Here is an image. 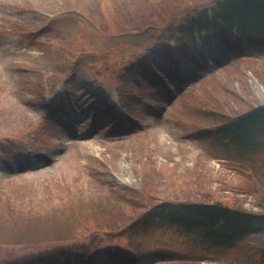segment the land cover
I'll return each mask as SVG.
<instances>
[{"label":"rangeland","instance_id":"1","mask_svg":"<svg viewBox=\"0 0 264 264\" xmlns=\"http://www.w3.org/2000/svg\"><path fill=\"white\" fill-rule=\"evenodd\" d=\"M193 1L201 0H0V264L241 262L242 250L216 259L156 219L106 227L112 214L114 225L127 222L112 193L138 192L142 203L127 208L134 216L165 198L260 211L248 190L256 174L226 168L231 157L214 144L205 111L264 104V48L232 50L233 31L194 29L187 40L108 50L134 42L107 34L110 26L159 21ZM52 113L74 121L78 135L66 138Z\"/></svg>","mask_w":264,"mask_h":264},{"label":"trees","instance_id":"2","mask_svg":"<svg viewBox=\"0 0 264 264\" xmlns=\"http://www.w3.org/2000/svg\"><path fill=\"white\" fill-rule=\"evenodd\" d=\"M186 6L176 11V13L174 11L168 12L161 19L154 17L159 21L140 23L139 21L129 20L127 24L110 26L107 34H111L117 39L131 36L134 42L130 44L124 42L110 47L108 50H125L126 44L129 47H135L151 38L166 37L176 24L179 25L181 33L190 32V29L187 28L188 24L190 22L200 23L206 21V12L209 8L212 9V18L215 21L223 22L227 28L235 26L239 33L249 39L260 42L264 40V0H201L200 2L193 1ZM155 13V10H151L150 14L157 16ZM195 15L197 17H194ZM245 114L252 119L259 118L264 126V105H251ZM205 115H211L212 121L228 116L222 114L220 110L217 112L212 111L209 114H206L205 111ZM247 134L246 141L240 142L238 145L233 144L231 150L228 146L229 142L219 138L218 143L224 145L226 154L232 158L229 166L233 168L237 175L243 177L244 174L248 176L256 174L259 185L253 187L252 190H248L254 193L255 204L260 210V214L258 213L259 220H255L264 222V127L258 131H248ZM214 142L218 144L216 141ZM97 192L94 189L89 191L90 195H85L86 199L90 200ZM112 192L114 191L110 193ZM111 198L126 207L125 213H120L119 216L120 219L126 218L127 222H131H125L129 225L138 222L148 223L153 217L157 216L158 221L189 233L196 241L205 244L207 249L214 250L216 259L226 252L240 249L245 256H242L243 259L239 264H264L261 261L264 258V239H256L257 242L251 243L245 241L247 238L246 229H248L245 224L249 219L246 215H241L245 213L243 209L233 208L211 197L196 198V200L165 198L154 203L150 202L147 212L134 216L132 213H127V208L142 203L137 191L131 196L112 193ZM104 205H106V202ZM114 217L113 214L110 216L108 220L110 223L106 224L107 229L123 228L125 223L114 225L118 222ZM93 229H97V227ZM253 253H257L258 257L253 256Z\"/></svg>","mask_w":264,"mask_h":264}]
</instances>
